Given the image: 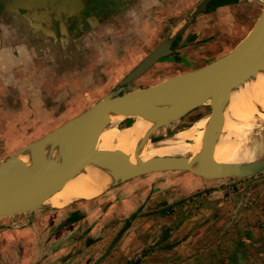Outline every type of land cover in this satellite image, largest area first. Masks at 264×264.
<instances>
[{
	"label": "crops",
	"instance_id": "0c3cea01",
	"mask_svg": "<svg viewBox=\"0 0 264 264\" xmlns=\"http://www.w3.org/2000/svg\"><path fill=\"white\" fill-rule=\"evenodd\" d=\"M202 1L157 0L153 6V0H0V148L26 145L37 133L56 126L55 119L73 116L93 105L167 36L176 35L171 52L154 66L163 67L169 59H177L176 64L184 67L201 53L202 45L207 51L210 45L217 47L213 53L223 50L227 44L220 35L227 34L234 23H240L242 34L249 32L264 9V0H208L204 11L188 19ZM155 174L139 175L130 179L129 185H121L122 192L129 191L121 194L119 209L134 212L144 199L154 204L162 193H166L161 198L168 203L178 194L177 199L185 201L203 186L182 179L175 188L174 177ZM119 192L114 189L103 202ZM100 204L97 212L104 208ZM92 207L78 202L49 211L50 219H38L32 231L46 227L60 233L53 236L54 240L32 234L33 246L37 249L46 239L44 249L54 247L65 235L68 239L79 235L86 238L106 218V213L102 219L95 217ZM168 236L164 233L138 254L129 252L130 247L127 252L93 254L94 263L139 264ZM9 237L5 242L14 244L16 240ZM105 244L98 240L95 249ZM218 250L217 245L209 250V260L218 259ZM204 255L202 252L194 258L204 262Z\"/></svg>",
	"mask_w": 264,
	"mask_h": 264
},
{
	"label": "rangeland",
	"instance_id": "374dc122",
	"mask_svg": "<svg viewBox=\"0 0 264 264\" xmlns=\"http://www.w3.org/2000/svg\"><path fill=\"white\" fill-rule=\"evenodd\" d=\"M226 32L224 36L220 35L227 44L223 50L213 53L217 47L207 46L209 47L207 51L202 45L201 53L195 56L189 65L183 67L176 64L179 62L177 59H169L170 62L168 60L166 66H152L142 77L127 83L123 93L148 87L178 73L203 66L231 50L233 43L237 39H243L248 31L242 34L240 23L236 22ZM212 108L210 105L202 107L198 113L190 111L186 116L188 119L182 117L164 127L163 130L153 131L149 135L151 137L168 136L188 127L196 118L212 112ZM77 114L55 119L56 126L53 128ZM126 119H128L127 116ZM126 119L121 123H129V119ZM50 130L37 133L34 138L27 140L26 144L40 138ZM23 146L1 147L0 157L18 152ZM151 173L153 175L156 173L155 175H160L161 178H166L168 175L174 177L172 180L175 182L172 183L176 185L175 188L181 185L182 179L188 183L201 182L203 186H199L201 190L191 194L185 201L177 199L179 194L176 192L174 195H178L173 196L176 197L175 201L168 203L167 199L161 198L166 195L162 193L157 196L156 206H153L155 203L150 204L152 202L148 203L144 199L134 212H126L119 208L123 199L121 194H127L129 190L122 192V187L121 190L119 187L125 183L129 185L130 179L134 178L132 177L113 184L108 190L91 200L79 199L63 206L45 205L32 211L0 216V264H95L96 258L93 254L114 250L127 252L129 247V252L138 254L143 252L147 244L149 247L155 240H159L164 233L169 234L167 239L164 238L162 242L159 241L155 247L150 249L151 254L139 264H264V170L248 177L218 179L205 178L187 170H164ZM117 188L120 191L119 194L103 202L105 197ZM154 190L152 189L149 195ZM124 197L128 198V196ZM78 202L93 205L91 210L95 209L92 212L95 217L102 219L106 213L102 226L96 228L86 238L79 235L70 236L68 239L65 235L56 246H50L47 249H44L43 242L46 239H43L36 249L33 246L32 234H34L33 237L43 235V238L51 237V240H54L53 236L59 234L60 231H54L55 229L51 231L46 227L43 230L40 229L39 232L36 229L32 231L34 222L38 219L48 221L49 211L64 209ZM99 203L104 208L97 212ZM122 209H124L123 205ZM7 236L12 237L16 242L7 244L5 242L8 239ZM98 240L106 242L105 246L99 250L95 249V243ZM125 243H128V246L124 248ZM216 245L219 246V252L215 251L218 259L209 260V250L215 249ZM60 248L64 250L58 251ZM167 248H169L168 251ZM202 252L207 254L204 255L207 256L204 262L194 258ZM83 253H87V256H82ZM214 255L212 253V256Z\"/></svg>",
	"mask_w": 264,
	"mask_h": 264
},
{
	"label": "water",
	"instance_id": "95a60500",
	"mask_svg": "<svg viewBox=\"0 0 264 264\" xmlns=\"http://www.w3.org/2000/svg\"><path fill=\"white\" fill-rule=\"evenodd\" d=\"M207 2L208 0H203L189 14L188 19L204 11ZM175 37L176 35L167 36L113 90L93 105L24 145L18 152L0 157V216L32 211L48 205L28 202L49 190L61 187L103 161L127 169L126 174L117 182L164 170H187L209 179L248 177L264 170V157L254 161L224 162L209 159L204 152L199 162L195 163L173 154H150L145 151L144 146H135L132 153L116 146L99 148L100 134L114 124L117 116H129L151 102L174 101L187 96L204 97L218 91L240 94L239 89L245 88L255 105V114L264 121V106L255 99L251 86L252 77L264 60V9L247 35L225 54L198 68L178 73L148 87L123 93L127 83L171 52L170 46ZM221 108L220 103L212 108V124L206 133L208 148L212 144V136L217 128L215 121ZM80 120L83 126L79 142L70 156L35 152L39 145L70 130ZM170 135H149L147 140L158 142Z\"/></svg>",
	"mask_w": 264,
	"mask_h": 264
},
{
	"label": "bare ground",
	"instance_id": "6f19581e",
	"mask_svg": "<svg viewBox=\"0 0 264 264\" xmlns=\"http://www.w3.org/2000/svg\"><path fill=\"white\" fill-rule=\"evenodd\" d=\"M252 92L257 102L264 106V60L252 77ZM240 94L218 91L209 96H187L174 101L151 102L130 114L129 123L122 124L125 115H119L114 124L102 131L99 148L113 146L132 153L135 146H144L147 153H166L181 156L195 163L205 152L209 159L237 162L254 161L264 157V121L255 112L256 108L246 89ZM222 104L217 115V128L209 147L206 133L212 124L211 112L196 118L191 125L171 133L164 140H147L153 131L163 130L177 119L186 117L190 111L200 112L202 107ZM126 119V120H128ZM214 122V123H215ZM83 122L80 120L65 133L39 145L35 152L57 153L70 156L79 142ZM208 148V149H207ZM127 172L121 165L103 161L59 188L49 190L28 203L63 206L75 200L97 197Z\"/></svg>",
	"mask_w": 264,
	"mask_h": 264
},
{
	"label": "flooded vegetation",
	"instance_id": "af4514ba",
	"mask_svg": "<svg viewBox=\"0 0 264 264\" xmlns=\"http://www.w3.org/2000/svg\"><path fill=\"white\" fill-rule=\"evenodd\" d=\"M168 55H169V54H168ZM168 55H166V56H164V57H161V58H167V57H168ZM161 58H160V59H161ZM156 62H157V61H156ZM156 62H155V63H156ZM155 63H154V64H152V65H151V66H150V67H149V68H148V69H147L145 72H143V73H142L140 76H138L137 78H139V77H142V75H143V74H146V73L148 72V70H149V69H150L152 66H154V65H155Z\"/></svg>",
	"mask_w": 264,
	"mask_h": 264
},
{
	"label": "clouds",
	"instance_id": "9594fccd",
	"mask_svg": "<svg viewBox=\"0 0 264 264\" xmlns=\"http://www.w3.org/2000/svg\"><path fill=\"white\" fill-rule=\"evenodd\" d=\"M156 2H157V0H153V6L155 5Z\"/></svg>",
	"mask_w": 264,
	"mask_h": 264
}]
</instances>
